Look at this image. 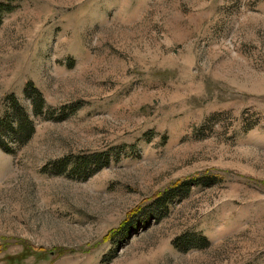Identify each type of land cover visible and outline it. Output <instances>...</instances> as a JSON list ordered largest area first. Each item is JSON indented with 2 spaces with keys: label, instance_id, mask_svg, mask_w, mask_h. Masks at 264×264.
<instances>
[{
  "label": "rangeland",
  "instance_id": "1",
  "mask_svg": "<svg viewBox=\"0 0 264 264\" xmlns=\"http://www.w3.org/2000/svg\"><path fill=\"white\" fill-rule=\"evenodd\" d=\"M0 3V264H264V0Z\"/></svg>",
  "mask_w": 264,
  "mask_h": 264
},
{
  "label": "trees",
  "instance_id": "2",
  "mask_svg": "<svg viewBox=\"0 0 264 264\" xmlns=\"http://www.w3.org/2000/svg\"><path fill=\"white\" fill-rule=\"evenodd\" d=\"M0 6L3 7L4 5L0 3ZM3 10L8 11L9 8L3 7ZM24 94L30 101V112L23 105H21V103L14 95H11L8 97L7 109L5 110L3 116L0 117V149L7 154H14L17 150L25 146L32 139L35 133L33 117H46L47 112H50L51 110L47 106L43 94L32 81H29L25 85ZM51 113L52 112H50L49 114ZM99 158L100 155H95L90 158H81V161L78 160L73 164L74 171L78 173L80 172L79 174L85 173L84 166L92 167L93 164H99L101 161H99ZM68 160L69 159H64L61 162H64L66 164ZM108 160L109 159L107 157L104 164H106ZM100 166L96 167V169H94L93 171L95 172L99 170ZM199 184L206 183L202 179L192 178L189 181L178 184L177 187L189 190L191 187ZM173 193H175V191ZM173 193L171 195H173ZM169 194V192H166L164 193V196H168ZM160 201L161 203H159V207H161V209H164L165 203L162 200ZM126 232L127 231H125V234Z\"/></svg>",
  "mask_w": 264,
  "mask_h": 264
}]
</instances>
